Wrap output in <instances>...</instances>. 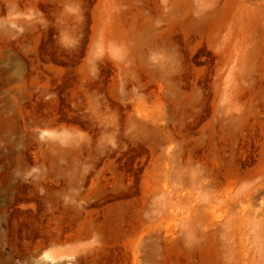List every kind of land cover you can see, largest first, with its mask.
Listing matches in <instances>:
<instances>
[{
  "label": "rangeland",
  "instance_id": "1",
  "mask_svg": "<svg viewBox=\"0 0 264 264\" xmlns=\"http://www.w3.org/2000/svg\"><path fill=\"white\" fill-rule=\"evenodd\" d=\"M0 264H264V0H0Z\"/></svg>",
  "mask_w": 264,
  "mask_h": 264
}]
</instances>
